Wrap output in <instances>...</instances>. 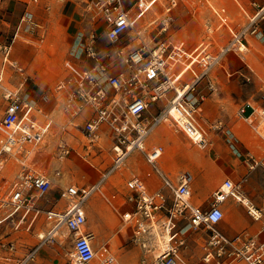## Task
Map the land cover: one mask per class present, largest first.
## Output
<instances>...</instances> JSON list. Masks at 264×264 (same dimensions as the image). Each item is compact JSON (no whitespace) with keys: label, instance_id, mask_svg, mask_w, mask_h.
I'll list each match as a JSON object with an SVG mask.
<instances>
[{"label":"built area","instance_id":"obj_1","mask_svg":"<svg viewBox=\"0 0 264 264\" xmlns=\"http://www.w3.org/2000/svg\"><path fill=\"white\" fill-rule=\"evenodd\" d=\"M78 1L94 17L103 19L106 25L105 36L112 46L109 50L100 49L95 31H90L85 38L80 34L74 44V59H67L65 62L68 73L52 91L39 93L29 87L30 76L24 72L18 60L13 59L12 44H0L3 53L0 93L4 100L0 118V160L4 154L22 156V169L14 179H0V230L8 224L15 229L27 225L29 229L41 217L52 225L47 232L42 235L39 233L41 241L22 256L17 264H33L41 246L55 240L61 226H65L73 236L70 264H120L106 244L99 251L95 249L92 242L94 234L88 229L86 204L96 193H101L111 201L106 194L105 184L134 151L143 153L144 159L162 180V187L153 192L148 190L144 179L139 175H132L126 181L129 191L126 197L133 203V209L124 212L123 219L134 225L133 239L146 248L147 241L154 237L162 238L169 244L167 249L156 255L155 261L148 264H183L177 256L180 248L185 245V228L179 227L180 218L188 219L187 228L196 229L205 225L211 230L208 241L210 248L204 256L206 263L214 261L222 264L228 260L227 264H231L233 261L244 260L248 264H263L264 237L258 239L248 233L227 237L217 227L225 215L221 204L230 194L239 199L236 191L240 183L226 179L213 194L209 208L194 206L190 201L192 173L182 171L176 178L170 177L158 164L164 146L155 145L150 148L147 142L154 130L160 124L168 122L169 118L180 125L173 112L177 110L198 126L199 138L189 135L192 141L200 148H205L210 143L206 131L197 122L199 100L188 99V93L229 52L248 49L249 38L260 34L259 25L264 21V1L260 3L259 0H251L254 10L249 14L247 24L241 28L230 23L225 7H213L219 25L227 26L231 33L227 44L217 53L212 52L208 42H201L192 51L187 49L184 41L171 47L162 44L156 48L143 45L126 49V46L119 44V40L134 27L149 1L138 0L139 9L136 13L128 10L123 0ZM169 17L167 16V21L170 20ZM25 19L26 16H23L17 33ZM194 63L203 64L204 68L198 71L193 66ZM178 66L182 68L177 70ZM8 69L18 78L11 86L6 83ZM188 69L194 78L191 82L182 83L181 76ZM187 87L188 91L181 96ZM172 92L174 97L157 110L158 102L168 98V94ZM50 95L55 99L62 98L63 102L61 112L65 122L59 126L60 135L56 146V154L60 160L68 158L75 150L66 137L73 130L83 133L89 150L98 147L106 135L111 138L112 144V163L109 168L93 184H70L61 188L57 201H65V206L59 210L45 209L41 205L53 188V181L46 174L31 169L28 162L29 158L44 157L41 149L55 123L54 116L44 105ZM204 97L205 95H201L199 99ZM262 99L261 104L246 102L238 109L240 117L250 125L260 140L262 153L257 154L252 150L242 153L234 141L229 139L232 150L244 159L250 170L258 165L264 167V98ZM222 127L220 124L217 128ZM34 148L35 152L30 153ZM60 173L59 171L57 174ZM225 186L231 190L226 191ZM115 197L116 194H113L112 198ZM0 244L10 252L16 250L12 241Z\"/></svg>","mask_w":264,"mask_h":264},{"label":"rangeland","instance_id":"obj_2","mask_svg":"<svg viewBox=\"0 0 264 264\" xmlns=\"http://www.w3.org/2000/svg\"><path fill=\"white\" fill-rule=\"evenodd\" d=\"M28 1H30L33 10L37 9L36 6L45 5L48 11H42L43 13L37 14V18L34 19L35 16L31 13L30 8L27 14L28 16L25 14L26 19L23 21L18 33L17 30L23 15L20 18L15 17L13 19H8L10 22L6 24L8 30L5 34L2 33L4 36L0 33V44H12L13 59L18 60L20 64L24 66L26 74H29V76L33 75L34 80L37 81L40 86L47 88L50 85L56 84L58 79L50 84L42 82L41 79L34 74L36 67L41 62L46 61L45 59H47L48 55L55 56L58 52H62L60 57L61 61H63L66 56L72 57L74 53L73 50H75L74 44L78 36L82 34L83 38H85V35L92 30V25L103 20L99 17L94 18L92 12L87 11L85 6L78 0H66L72 2V4L77 7V11L83 10L81 14H87L89 17L87 18L89 19L88 24L82 29L83 31H79V33L73 37L67 34L65 26H63V21L58 19L56 15L58 8L64 9L65 3L62 2L63 0ZM148 1L143 15L136 20L134 27L128 30L119 40V44L126 46V49L138 48L143 45L147 46V48H156L162 44L171 47L178 42L184 41L187 49L192 51L201 42H208L212 52L217 53L227 44L231 37V33L227 26L219 25L213 7H225L228 20L236 28H241L246 25L249 20V14L254 10L250 3L251 0ZM259 1L262 3L264 0ZM170 6L171 9L169 10ZM136 8L137 7H134L132 13H136ZM169 15H171V18ZM167 16L170 18L169 21L166 19ZM2 18L3 16L1 14L0 21ZM103 26L104 31L102 30L103 28L100 29L101 31L99 32L95 31L98 34L97 42L103 45L102 49L109 50L112 44L107 40L104 34L106 27L104 23ZM259 26L260 34L249 38L248 49L243 52H229L209 74L199 81L197 85H202L203 88H205L204 92L197 89L196 91L188 93V99H193L194 96H191V93H199L200 96L205 95L204 99H199L198 96L195 97L194 100H199L201 108L196 113V118L197 122L208 134L210 144L206 148L200 149L181 126L173 118H169L168 122L163 123L158 129L160 138L157 139L165 144L167 149L172 146L176 152H180L181 154H183V152L196 150L203 152L201 154L211 155L213 149L217 145V142L213 141L219 139L218 144L220 146L223 144L221 148L219 147L221 153H225V144L226 151L229 152L230 150L231 155L238 156L232 150L229 143V139L233 137L232 132L228 129L226 132H222L225 133V137H218V128H216L215 125L217 121L222 120L226 126L234 128V130L242 136L243 131L250 130V128L238 114L240 104L245 101L251 102L254 105L263 102L264 21H261ZM67 39L72 43L68 44ZM2 64L3 53L0 49V69ZM193 66L198 71L204 68V65L199 63H194ZM181 68V66H178L177 70ZM11 72V70H6V74H8V81H6V83L9 86L13 85L18 80L17 77H13L12 74H10ZM193 78V73L188 69L181 76V82H191ZM29 83L34 85L35 82L33 79H30ZM51 101L52 99L48 100V102ZM60 106L61 102L57 104L55 112H57L59 108L61 109ZM3 108L4 100L0 93V118L3 113ZM222 111L223 113H221ZM170 123L172 124L171 126ZM59 135L60 128L57 126L54 130L53 137H50L52 146L48 148L44 162L33 161L29 166L48 176H56L55 182L57 185L54 189L56 192L60 187L68 186L72 183L82 185L97 182L102 172L108 169L112 163L111 138H109L108 135L103 136L99 146L89 150L86 146L87 139L84 137L83 133L73 130L72 134L66 137L75 150L72 151L68 158L60 160L56 154L57 144L55 143ZM243 138L248 142V148H251L257 154L262 153V146L253 144L255 138L251 140V142L249 141L251 138ZM243 150L245 152L247 147H243ZM17 156L10 154L2 155L0 161V179H12L19 171L21 164L18 158H16ZM131 162L132 161L127 162L122 170L118 169L111 175L105 184L106 192L116 190L120 194L128 193L126 181L133 169L140 174L146 173L149 169V166L144 162H140L137 166ZM237 164L238 163H236V167L238 166ZM203 169V165L200 164L199 171H203ZM59 171L61 173L58 175L57 173ZM244 171L246 173L245 177L250 176L252 180L251 186L255 189V192H260V189L264 185V167L258 165L253 170H250L246 165ZM235 181H241L243 184L242 186L246 188V182H244V180ZM105 198L106 197L101 193H97L94 194L88 202V205L91 203L96 206L98 214L97 223L103 225V232H94L92 226L95 221L89 214L88 226L90 231L94 233L93 242L95 249L99 251L101 246L106 244V246L112 247L119 257L120 255H127L130 257V264H146V262H144L145 260L149 261L148 263L155 261V257L161 249L156 248L154 243H152L150 247L153 251L148 250L147 252L142 245L133 240L131 237L132 228L127 225L129 223L126 222L122 216L126 207H121L119 211L115 210L110 206V201ZM242 206L246 211L248 219L256 222V227L254 228H259L262 222L261 218L257 220L244 204ZM224 216L225 218L220 228L223 232L227 233V212H225ZM43 222L44 224L41 225L42 227L33 224L29 229L21 227L15 229L9 224L0 230V235L3 236L2 239L5 241L11 238L18 239L22 252L25 249L34 247L40 242L39 233H44L46 229L49 228L47 224L49 221L43 220ZM198 232V250H201V254L203 255L209 246L207 236L209 231H205L201 228ZM43 246L45 249L42 248ZM42 247L40 248V257L35 259L34 264H70L69 259L73 251V236L65 226H62L58 230L55 240L44 243ZM139 250L144 253L143 257ZM147 255L151 257H147ZM7 262H9L7 257L3 260L0 259V264H7Z\"/></svg>","mask_w":264,"mask_h":264},{"label":"crops","instance_id":"obj_3","mask_svg":"<svg viewBox=\"0 0 264 264\" xmlns=\"http://www.w3.org/2000/svg\"><path fill=\"white\" fill-rule=\"evenodd\" d=\"M65 1L64 0L62 1L65 3L64 9L60 8L61 9L60 10L58 8L56 11V15H57L58 19H61L63 21V26H65V30H66L67 34L74 37L76 34L79 33V31H83L82 29H84V27L87 26L88 21H89V19H87V18H89V17L87 14L86 15L81 14V12H83V10L77 11V7L74 6L72 4V2H70V1L65 2ZM123 1H124L125 7L128 10H130L131 12H133L134 7H137L136 9H139L138 4H137L138 0H123ZM0 7H1L0 12L3 16L2 20L0 21V33L5 34L6 31L8 30V27L6 24L10 23L8 19H13L15 17L20 18L22 15L25 16V14H26V16H28L27 14L30 11L31 3L28 0H2ZM36 7H37L36 10H33L31 8V13H33L35 16V17L33 16L34 19L37 18V14L43 13L42 11H44V12H45V10L48 11V9H46L45 5L44 6L39 5ZM30 16H32V15H30ZM94 18H96V17H94ZM101 22L99 21V23L97 22V24L92 25L93 28H91L92 29L91 31H96V32L101 31L100 29H102L104 27L103 26L104 21H101ZM54 28H57V27H54ZM102 30L104 31V28ZM4 34H2V36H4ZM104 34H105V32H104ZM67 43L71 44L72 42H70V40L68 41V39H67ZM97 45L100 49L103 48V45L101 43H97ZM102 50H104V49H102ZM61 53L62 52H60V53L58 52L55 56L54 55H50V56L48 55L47 59H45L46 61L41 62L36 67V70L34 73L36 77H39L41 79V81L46 83V84H50V83H52L58 79L56 84H54L52 86L50 85L47 88H44V86H40V84L34 80L33 75H30V79H33V81L35 83H34V85H32L30 83L29 87L33 88L35 91H37L39 93H41V92L46 93L48 91H52L56 87V85L59 83V81L61 79H63L68 73V70L66 69V66H65L66 60L67 59H74L73 56L72 57L66 56L64 58V60L61 61V59H60ZM22 67L24 68V66H22ZM24 72L26 73L25 68H24ZM10 74H12V76H13V72H11ZM28 76H29V74H28ZM7 77H8V74H7ZM197 89L200 90L201 92H204V90H205V88H203L202 85H197L193 91H196ZM191 96H194V97L199 96L200 97V94L199 93H197V94L191 93ZM173 97H174V93L172 92V93L168 94V98H165L164 100L159 101L157 104L158 105L157 110H160L161 108H163L168 103V101L170 99H172ZM49 99H52V101L51 102L46 101V102H44V105L51 112V114L54 116L55 123H54V126L52 127L51 133L47 137V140L41 149V151L44 153V157L38 158V159H30L29 158L28 159L29 164L32 163L33 161H36V162L43 161L44 162L48 148H51L50 146H52L50 137H53L55 128L57 126H60L61 123L65 122L63 114L61 112L62 111V103H63L62 98H56L55 99V97H53V95H50ZM59 102H61V106H60L61 109L59 108L58 111L55 112L56 106ZM246 102H248V101H245L242 104H244ZM242 104H240V106ZM259 104H261V103H259ZM200 108H201V106L199 104V110H200ZM2 112H3V109H2ZM59 112H60V114H59ZM219 113H220V111H219ZM221 113H223V111ZM220 124H222L223 127L218 128L217 136L218 137L220 136L221 138L225 137L224 136L225 133H222V132L223 131L226 132V130L229 129V131H231L233 134V137L230 139L232 141H234L235 145L239 148V150L242 153H244L243 147H247V150H245V152L248 150H252L251 148H248V144H247L248 142H246V140L243 137H248V139L251 138L249 140L250 142H251V140H253L255 138V141L253 144L254 145L258 144L259 146H262L260 140L255 136L252 128L250 127V125L248 123H247V125L250 128V130L243 131L242 136H240L234 130V128H230L229 126H226L222 122V120L217 121V124L215 125V127L216 128L219 127ZM162 125H163V123L160 124L154 130V132L151 134V136L148 139L147 145L150 148L152 146H155V145H163L164 146V152H163L162 157L160 158L158 164H159V167L162 168L166 173H168L169 176L172 177L173 179L176 178L177 175L182 171H190L192 173L193 180L190 184V194H191L190 195V201H191V204L194 206H198V207H202L204 209H207L210 207V204L213 200V194L223 184V182L226 179H231L236 184L240 183V187L237 189L236 194L239 193L240 196H246V197L250 198V200L255 203L257 209L259 208L258 210L259 211L261 210V217H260L261 221H262L261 226L259 228H254V227H256V222L248 219V217L246 215V211H245L244 207L242 206L244 204V200L238 199L234 194H230L228 196V198L221 204L222 209L224 210V214H225V212H227V217H228V225L226 226L227 233L223 232V230L220 228V225L222 224V221L225 218V216L217 224V227L227 237H234V236H237L239 234L248 233L250 235L257 236L258 239H262L264 237V233H263V227H264V185L260 189V192H255V189L252 188V186H251L252 180L250 179V176L245 177L246 173H245L244 169H245L246 165H245L244 159L241 158L240 156L231 155L230 150H229V152L226 151L225 144H224L225 153H223V152L221 153L220 148H221V146H223V144L221 146L218 144L219 139L213 141V142H217V145L213 149V153L211 155H204V154H201L203 152H199L196 150H191L190 152H183V154H181L180 152H176V150H174V148H172V146L168 147V149H167L165 144H163L161 141L157 140L158 138H160L159 137L160 133H159L158 129ZM224 126H226V127H224ZM207 137H208V134H207ZM57 140H58V138H57ZM57 140L55 141L56 144H57ZM209 140H210V138H209ZM231 140H229V143ZM200 149H204V148H200ZM194 151L198 152L199 154L195 155ZM252 151H254V150H252ZM21 157L22 156H20V155H18L16 157L20 161V164H21V159H22ZM130 161H132L131 163L135 164V166H137L140 162H144L145 164H147L149 166V169L144 174L137 173V172H135L136 170L133 169V171L131 172L129 177H131L132 175H139L141 178L144 179L146 186L150 192H153V191L162 187L161 178L153 170L151 164L148 163L144 159L142 152H139V151L132 152L130 154V156L127 158V160L125 161V163L123 164V166H125L126 163L130 162ZM236 163H238L237 167H236ZM200 164L203 165V167H204L203 171H199V165ZM123 166L121 167V170H122ZM29 167L33 170H36L35 168H33L31 166H29ZM20 169H22V164H21ZM20 169H19V171H20ZM36 171H38V170H36ZM16 174H15V176H16ZM43 174H45V173H43ZM14 177H12V179H14ZM48 177L53 181V188L48 193L47 198L42 201L41 205L45 209H53V210L62 209L65 206V201H63V200L57 201V198H58V193H59L60 189L66 187V186L60 187L59 190L56 192V191H54V189L57 185L55 182L56 176H48ZM8 180H11V179H8ZM235 180H244V182H246V184H245L246 188H244L242 186L243 184L241 181L236 182ZM72 184H76V183H72ZM77 185H79V184H77ZM82 185H84V184H82ZM105 190H106V187H105ZM128 193H129V191H128ZM128 193H122L123 194L122 195L119 192H117L116 190L106 192V194L109 195L111 201L113 200V203L108 198L107 199L105 198V199L110 201L109 202L110 206L113 207L115 210L119 211L121 207L125 206L126 208H125L124 212H128V211L133 209V203L128 201L127 197H126V195ZM113 194H116L115 198H112ZM92 196L89 198V200L92 198ZM89 200H88V202H89ZM88 202L86 204V213H87V216L89 218ZM122 216H123V213H122ZM256 219L259 220L258 218H256ZM43 220H46V219L44 217H41L39 219V221H37L35 224H37V226L38 225L41 226L44 224ZM178 223H179L180 228H183V227L185 228L184 234H183V236L185 238V245L182 246L178 252L177 256H178L179 260L183 264H208L204 261V256H205L206 252L208 251V249L210 248V246H208V249L202 255L201 250H198L197 234L199 233L198 230L203 228V230L209 231V233L207 235L208 240H209L211 230L209 228H207L205 225H202L196 229L189 228V227L187 228L188 219H186V218H180ZM47 224L49 225V228L46 229V232L52 226L51 222H49ZM8 225H4L1 229H3L4 227H6ZM127 225L132 228L131 237L133 238L134 225L131 223H129ZM21 228L28 229L27 225H24ZM99 228H100L99 231L103 232V225H99ZM88 229L90 231L89 226H88ZM2 237L3 236L0 235V242H11L12 241V242H14V244L16 246V250L14 252H10L7 249H4L2 247V245L0 244V259L3 260L5 257H7V260L9 261V262H7V264H17L18 260L22 256H24L32 248L31 247V248L25 249L24 251L21 252L20 241L18 239L11 238V239L5 241L2 239ZM157 239L154 237V239L147 241V248L143 247V246L142 247L145 248L147 252H148V250L153 251L150 246ZM40 241H41V239H40ZM139 244L141 245V243H139ZM108 247L111 250V252L115 255V257L118 259L120 264H130V262H131L130 257H128L127 255H120V257H119L117 255L116 251H114V249H112V247H110V246H108ZM42 248H44V246ZM140 252H141L142 257H143L144 253L142 251H140ZM147 252H145V253H147ZM199 252H200V254H199ZM40 254H41V250H39V252L36 255L37 259L40 257ZM147 257H151V256L147 255ZM123 258H125L127 261L125 259L123 260ZM125 261L127 263H124ZM36 262H37V260H36ZM144 262H146V264H147L149 261L145 260ZM227 263H228V260L224 261L222 264H227ZM137 264H139V263H137ZM209 264H216V263L214 261H212ZM231 264H248V263L244 260H237V261H233ZM263 264H264V262H263Z\"/></svg>","mask_w":264,"mask_h":264},{"label":"bare ground","instance_id":"obj_4","mask_svg":"<svg viewBox=\"0 0 264 264\" xmlns=\"http://www.w3.org/2000/svg\"><path fill=\"white\" fill-rule=\"evenodd\" d=\"M26 38V37H25ZM29 39V38H28ZM27 39V40H28ZM40 43V42H39ZM188 91V87L182 91L181 96H183L186 92ZM195 97H193L194 99ZM174 115L176 116V120L179 121L181 128L185 129V132L188 135H191L192 137H194L195 139L199 138V129L198 126L194 123V121H192L191 119H189L187 116H184L182 113L177 112V110H174ZM172 124L170 123V126ZM35 152V148L30 150V153H34ZM195 155H198L199 153L194 151ZM226 191H230L231 188L228 187H224ZM239 196V199L244 200V204L247 206L248 210L250 211V213L252 215H254L255 218H260L261 217V212L257 209L255 203L253 201L250 200V198L246 197V196ZM88 210H89V214L90 216H92V218L94 219V225L92 226V229L94 230V232H100V228H99V223H97L98 221V214H97V210H96V206L94 204H89L88 205ZM61 228V227H60ZM59 228V229H60ZM58 229V230H59ZM58 232V231H57ZM92 232V231H91ZM93 233V232H92ZM41 235L43 234V232L40 233ZM92 242H93V238H92ZM94 244V242H93ZM154 245L156 248H160L161 250L163 249H167L169 247V244L162 238H158L157 240H155ZM115 253V252H114ZM125 258H123L124 260ZM121 260V259H120ZM126 260V259H125ZM127 261V260H126ZM124 263H127V262Z\"/></svg>","mask_w":264,"mask_h":264}]
</instances>
